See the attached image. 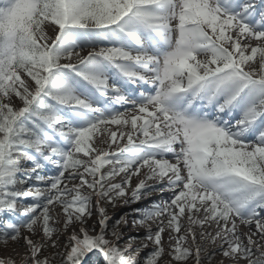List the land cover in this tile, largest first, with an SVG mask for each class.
Wrapping results in <instances>:
<instances>
[{
    "label": "snow or ice",
    "instance_id": "6c2138e0",
    "mask_svg": "<svg viewBox=\"0 0 264 264\" xmlns=\"http://www.w3.org/2000/svg\"><path fill=\"white\" fill-rule=\"evenodd\" d=\"M258 15L255 0H0V213L23 209L18 222L4 223L0 242L23 239L32 264H50L44 245L21 229L34 234L39 224L51 240L59 206L64 230L77 228L62 264H81L94 250L104 264H139L106 238L100 201L129 189L138 200L155 180L172 196L137 222L157 224L143 264H160L162 234L181 233L183 219L187 235L170 253L176 264H202L195 227L202 240L222 242L224 258L264 264V10ZM21 158L33 172L46 164L55 172L22 191ZM92 195L96 235L85 227Z\"/></svg>",
    "mask_w": 264,
    "mask_h": 264
},
{
    "label": "rangeland",
    "instance_id": "374dc122",
    "mask_svg": "<svg viewBox=\"0 0 264 264\" xmlns=\"http://www.w3.org/2000/svg\"><path fill=\"white\" fill-rule=\"evenodd\" d=\"M255 3L257 5V16L256 18H259V11L264 10V0H255ZM173 26H175V21H173ZM49 36L53 37L55 36V31L53 30V27H48L46 29ZM81 57H87L85 55ZM72 63L78 64V61L76 57H73ZM135 88H140V90H143V88H151L152 86L149 85H133ZM20 106V102L16 101V107ZM129 108L131 106H128ZM238 114H234L233 118H237ZM222 118L229 119L227 115L223 114ZM114 127V126H112ZM126 141L119 142L121 145ZM100 147L107 148V145L100 144ZM112 151L117 150V146H112ZM27 161L24 158H21V164L28 170L27 173L21 172L18 174V179H28V184L19 185V189L21 187H29L33 184V180H36L37 174L47 177L48 175H51L55 172L54 166L51 164H46L45 168L43 170H39V172H33L32 169V163H26ZM111 167V166H109ZM107 171V169H105ZM148 173L147 169H142L139 176L133 177L131 186L132 188H135L138 182L141 179H145L146 175ZM30 178V179H29ZM120 178H117L116 182H119ZM75 183H79V181H75ZM166 184L165 182H159V181H147L148 188L145 190L144 194L140 197V201L126 203V200L128 197L131 196V189L128 190V195L125 198L119 199L115 201L114 203H107L105 200L100 201V207H103L105 209V214L107 217V234L106 238L116 244L121 249L128 248L129 254L134 256L138 261L139 264H143L144 257L151 253L154 250V245L151 242L148 243V247H143V244L146 243L145 236L148 233L149 228H151L153 224H156L155 222L149 221L145 223L143 226L137 223L139 220L143 218V214L146 211H149L153 208V206H162L165 201H169L172 193L169 191H161L160 189L164 187ZM71 183H69V187H71ZM83 192L88 193L90 190L84 188L82 189ZM30 201L31 199L28 198ZM90 210L92 212L91 217L87 219V224L85 227L88 229L95 228L94 232H90L91 235H96L100 229L98 225V221L100 219L98 209H97V200L94 195L91 197V203H90ZM139 210V211H138ZM53 216L58 221V223L54 224L53 226L57 228V233L54 234L49 240L47 237L43 235L42 229L39 224L35 226V233H29L26 229L22 230L26 232L25 236H28L33 241L42 243L44 245L43 252H45L44 257H47L49 259L50 264H62V258L67 253V251L70 250V245L68 242L61 240L60 244L57 245V247H52V239L58 236V233L60 232H67L69 233V236L73 234L77 230L76 227L70 226L67 230H64L63 228V221L65 219L62 209L59 208V206L53 207ZM21 212L19 214H13V213H0V232H2L3 225L6 221H14L18 222L19 219H22ZM182 225H184L181 229V233L176 234L169 231H166L162 234V244L165 249V254L161 258L160 264H176L174 260H172L170 253L172 252V249L175 245V241L178 235H187L186 232V226L188 225V221L186 219L182 220ZM215 226V225H213ZM143 227H146V231L144 233ZM239 229L244 233L246 236L250 234L248 230H245L243 227L239 226ZM252 231H255V228L252 227ZM193 232L198 233L197 228H193ZM29 233V234H28ZM119 235V240H117L116 236L113 234ZM10 242V240L8 241ZM7 242V243H8ZM196 244L200 245L202 244L201 240L196 237ZM205 251L201 253V260L202 264H215L218 259H221L222 262H228L229 264H237L233 260H228V258L220 257V255L216 256L214 252H211L208 247H205L204 244H202ZM185 246H192V239L191 236H188L187 244ZM194 247V246H193ZM5 243L0 242V252L5 253L4 259H10L8 257L9 251L5 250ZM212 255L211 261L207 259V256ZM30 253L25 255L23 259L27 258L29 260V263L32 264V260L29 258ZM14 264H21V262L14 263ZM81 264H104L103 255L99 253L98 251L94 250L92 253L86 254L81 259ZM185 264H195V261L193 258H189ZM242 264H246L245 261L242 260Z\"/></svg>",
    "mask_w": 264,
    "mask_h": 264
},
{
    "label": "bare ground",
    "instance_id": "6f19581e",
    "mask_svg": "<svg viewBox=\"0 0 264 264\" xmlns=\"http://www.w3.org/2000/svg\"><path fill=\"white\" fill-rule=\"evenodd\" d=\"M96 50L98 51V48ZM90 51H92L91 48H86V49H84L83 51L80 52V55L81 56H83V55L88 56V54H89ZM222 115L223 114H221V116ZM25 162L26 163H30V161H25ZM32 182H33V184L37 183L36 180H33ZM27 188L28 187H21L20 190L23 191V190H25ZM132 201L133 202H138V201H140V199L134 201L131 198V196H130V197L127 198L126 203L127 202L132 203ZM30 202L31 201L29 199H25L22 203L26 205V204H28ZM22 210H23L22 208L18 207V211L15 214L18 215L19 212H22ZM237 224H238V229H239V226H241L245 230H248L249 231V228L248 227H245L243 225H239V222L238 221H237ZM151 226H152L151 227V230L154 232L156 230V228H157V224H153ZM195 228H197V231H198V233H196V237L201 240L202 244H204L205 247H208L211 252H214V254L216 256L220 255V257H223L222 254H221V251H220V249H221V243L222 242L220 240H216L215 243H212L211 240H210V238H208V237H204L203 240H202V238H201V231L202 230L199 227H195ZM143 229H144V233L145 232L147 233V231L145 230L146 227H143ZM205 230L208 231V232L214 233L215 230H216V228H215V226H212L211 228H208L207 226H205ZM239 231L242 232L240 229H239ZM25 234H27V233L24 232L21 229V235L22 236H25ZM69 238H70V236H69L68 231L67 232H64V233L63 232H60V233H58V236L57 237H55V238L52 239V242L55 241L56 244L59 245L61 240L66 241V242H69ZM254 239L259 240L260 237L259 236H256V237H254ZM5 248H6L5 250L9 251L8 257H10V259L12 261H14V263L21 262V264H30L29 263V260L27 258L23 259L25 255L29 254V250L25 246V243H24V240L23 239H20L19 241H16V242H13V241L10 240V242H8V243L5 244ZM44 255H45V252L42 251L41 256L44 257ZM5 256H6L5 253L0 252V258H5ZM228 260H231V259H228ZM234 262H236L237 264H242V260L234 261ZM215 264H229V263L228 262H222L221 259H218Z\"/></svg>",
    "mask_w": 264,
    "mask_h": 264
}]
</instances>
